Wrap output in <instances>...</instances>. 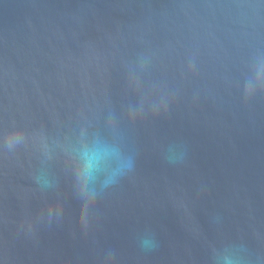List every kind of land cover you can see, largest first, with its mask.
Wrapping results in <instances>:
<instances>
[{
	"label": "water",
	"instance_id": "obj_1",
	"mask_svg": "<svg viewBox=\"0 0 264 264\" xmlns=\"http://www.w3.org/2000/svg\"><path fill=\"white\" fill-rule=\"evenodd\" d=\"M262 72L264 0H0V264H264Z\"/></svg>",
	"mask_w": 264,
	"mask_h": 264
},
{
	"label": "clouds",
	"instance_id": "obj_2",
	"mask_svg": "<svg viewBox=\"0 0 264 264\" xmlns=\"http://www.w3.org/2000/svg\"><path fill=\"white\" fill-rule=\"evenodd\" d=\"M88 158V153L85 152L81 155H72L69 157L67 163L77 172V179L86 184L87 180L92 176L93 171L95 170V166L91 159H88V163L84 167L83 172L80 171L81 161Z\"/></svg>",
	"mask_w": 264,
	"mask_h": 264
},
{
	"label": "snow or ice",
	"instance_id": "obj_3",
	"mask_svg": "<svg viewBox=\"0 0 264 264\" xmlns=\"http://www.w3.org/2000/svg\"><path fill=\"white\" fill-rule=\"evenodd\" d=\"M260 77L262 80H264V72L260 73Z\"/></svg>",
	"mask_w": 264,
	"mask_h": 264
}]
</instances>
